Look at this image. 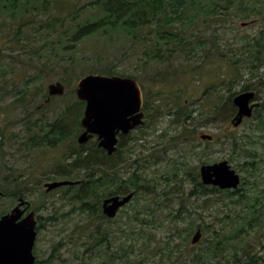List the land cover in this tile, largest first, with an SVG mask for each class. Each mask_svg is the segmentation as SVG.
<instances>
[{
  "label": "trees",
  "instance_id": "trees-1",
  "mask_svg": "<svg viewBox=\"0 0 264 264\" xmlns=\"http://www.w3.org/2000/svg\"><path fill=\"white\" fill-rule=\"evenodd\" d=\"M262 2L264 0H91L90 8L84 5L73 8V1L70 0H0V88L3 90L0 97H9L13 100L9 102L10 105L23 107L27 100L41 96L42 89L35 86V83L44 77L41 72L44 69L40 67L46 65L45 62L51 53H64L60 59L67 66L71 64L72 59L74 61L75 50L85 39L97 34L120 32L128 38L131 51L139 47V53L135 52L136 57L130 63L134 72L115 70L114 61L108 67L94 68L90 72L135 78L143 92V109L148 118L152 120L167 116L174 126H183L182 135L190 133L192 136L193 132L195 133V122L212 124L219 118L229 116L235 108L232 103L234 94H220V97L216 95V98L210 99L206 96L208 88H204L201 94H205V97L200 102L199 110L198 107H191L192 101L185 99L184 89L188 82L185 81L179 86V74L186 73L188 69L179 70L178 76L167 69L156 71V76L161 77V81L156 82L172 86L169 98L166 99L162 98L161 91L153 92L146 88L141 82L139 69L146 71L151 63L167 64L168 68L177 60L183 67V62L196 49L206 52L209 50V47H206L207 37L203 40L197 37L195 42L190 41L187 31L193 33L199 30L203 23H206V26L213 23L222 26L229 21L230 16L249 18L261 12L256 9V5H262ZM63 4L67 7H63ZM41 15L44 18H41ZM89 15L95 17L91 19L87 17ZM83 16L87 18L83 19ZM262 20L263 27L254 40L253 49L247 54L253 67H259L262 62V65L264 64V17ZM22 60H26L23 65L17 64ZM203 60L204 58L199 65L203 64ZM137 62L139 63L136 67H133V63ZM232 62L234 64L238 61ZM8 69L12 73L11 77H7L5 73ZM18 74H22L23 78L14 80V76H19ZM222 75L221 87L229 91L231 79L226 80ZM150 77L149 75V79ZM10 79L13 81L9 82ZM247 89L248 86H242L241 92ZM46 97L47 93L41 98L44 100ZM75 103L80 105L78 109L74 103L67 104L52 120L39 118L30 121L29 117L24 128L25 150L30 153L55 148L73 136L75 130H80L79 119L82 116L83 102ZM35 110L37 112L39 109L36 107ZM255 110L262 118L260 115L264 113V103ZM25 111L31 113L27 108ZM1 115L0 113V117ZM256 118L259 120L257 116ZM190 123L194 124L190 126ZM211 135L213 138L206 140L207 145L219 140L220 136ZM223 138L231 144L233 151H238L241 147V140L236 136L225 135ZM130 139L131 137H128V140ZM128 140L122 139L120 146L111 155L98 147L96 141L76 144L75 147H69L59 161L40 174L54 179L62 177L79 181L65 186L67 193L63 198L73 203L74 208L85 214L89 220H97L99 223L113 220L101 212V201L104 197L133 192L132 200H141V209L127 213V226H117V250L110 252L113 255L110 260L115 256L121 261L126 257L128 260V254L135 244L140 246L142 253L136 257L137 264H264L263 189L253 193L251 197L249 193L244 192L242 182L233 190L204 185L197 171L184 172V163H173L171 172L160 175V178L148 177L146 170L159 162L167 146L159 149L141 144L142 155L131 154L123 148V144ZM6 141L7 134L3 124H0V163L4 161L0 170H10L8 173L0 172V196L16 198L19 195L24 196L31 188V177L27 179L23 169H17L19 172L15 174L13 166H6ZM254 166L255 162L249 165L250 174L254 172ZM218 193L223 194L220 201L222 205L212 209L220 208L222 211H216L211 215L209 222H206L201 212H209L212 202L216 203L214 195ZM189 200L197 201L190 204L191 209L188 211L200 213L201 220L196 226L210 230L209 238L204 240L207 242L188 245L186 241L182 247V244L176 243L175 248L165 244L150 256V251L146 248L152 242L153 228H156L160 220L165 221V218H168L167 222L171 221V228H176L175 223L183 216L179 215L182 212L181 205L184 206ZM176 206L178 208L174 210ZM7 211L8 209H5L0 214ZM175 230L180 234L181 230L178 228L171 231V234ZM105 234L109 236L96 241V246L103 241L107 243L108 248L113 233L105 228L104 237ZM123 237L127 244H124ZM178 238L186 240L182 235Z\"/></svg>",
  "mask_w": 264,
  "mask_h": 264
},
{
  "label": "rangeland",
  "instance_id": "rangeland-1",
  "mask_svg": "<svg viewBox=\"0 0 264 264\" xmlns=\"http://www.w3.org/2000/svg\"><path fill=\"white\" fill-rule=\"evenodd\" d=\"M70 1H73V8L79 5L90 8L89 2L91 0ZM63 7L67 6L63 4ZM256 9L261 12L249 18H241L238 15L230 16L229 21L222 26L215 23L206 26V23H203V26L199 30L193 31V33L187 31L186 33L190 41L195 42L197 37L202 38V40L207 37L206 47H209L208 52L196 49L189 56L190 59L188 58L183 62V67L180 65L179 60L174 61L168 68L167 64L151 63L146 71L139 69L141 82L153 92L161 91L162 98L166 99L169 98L172 86L156 82L161 81V77L156 76V71L167 69L178 76L179 70L186 68L190 71L186 70V73L179 74L178 80L179 86H182L185 81L188 82V86L184 89V96L185 99L192 101L191 107H198L200 110V102L205 97V94H201L204 88H208L206 96L211 99L216 98V95L220 97V94L224 96H228L229 94L236 95L241 91L242 86H248L247 91L255 93L254 102L258 105L254 110L261 107L264 103V64L262 65V62L259 67H253L250 65L252 60L247 57L248 51L253 49L254 40L259 36L260 30L263 27L264 2H262V5H256ZM87 17H91L92 19L95 15ZM41 18H44V16L41 15ZM212 43L214 44L212 45ZM138 49L139 47H135V50L131 51L129 49L128 38L120 32L94 35L79 44L74 53L75 59L74 61L72 59L70 65L65 66L63 60L60 59L64 53L50 54L45 62L46 65L40 67L44 69L41 70L44 77L35 83V86L42 89L40 90L41 96L35 97L34 100H27L23 107L10 105L9 102L13 100L9 97H0V113L2 114L0 124H3L5 134H7V141L4 144L6 166H13L12 170H14L15 174L19 172L17 169H23L22 171L27 176V179L31 177L29 179V183L32 184L31 188H29L23 197L30 202V209L35 212L37 218L38 228L33 246V254L38 261L36 264L138 263L136 257L142 254L139 245L134 244L132 251L128 254V260H126V257L121 261L116 256L110 260V256H113L110 252L117 250V237L119 235L117 226H127L126 222L128 218L126 215L127 213H133L134 210L141 209L142 204L140 203V199L131 200L111 222L99 223L97 220H89L85 214H81L82 212L74 208L73 203L63 198L67 193L65 187L49 192L45 191V183L64 178L56 177L54 179L53 177L46 176V174L42 176L40 174L46 171L50 165L59 161L62 154L69 147H75L78 144L77 137L80 134V130H75L73 136L71 135L68 140L60 143L55 148L28 153L23 144L26 138L24 128L29 117L30 121L39 118H43L45 121L52 120L65 105L70 103L76 104L75 102L79 101L75 93L76 83L79 78L86 74H96L90 72L94 68L108 67L114 61L116 63L115 70L120 71L123 69L128 73L134 72V68H132L130 63L136 57L135 52L139 53ZM202 58H204L203 64L199 65ZM234 60L238 62L232 64ZM25 61L22 60V62H18L17 64L23 65ZM138 63H133V67H136ZM13 66L18 67V65L14 64ZM197 66L199 67L197 68ZM65 68L67 71H64ZM5 73L7 77L12 76L10 69ZM149 75L151 76L150 79ZM221 75L225 76L226 80L231 79L229 91L221 87ZM14 77V80H17L23 78V75L20 74ZM11 81L13 80L10 79L9 82ZM55 81H62L65 84V93L54 96L53 99L43 104L42 108L35 112L36 107L43 101L41 97L46 93L47 85ZM2 92L3 90L0 88V93ZM78 105H74L75 108L78 109L80 106ZM26 108L29 111L34 109L28 114L25 111ZM254 110L251 117L244 118L236 127L230 123L231 118L236 113V108H234L229 116L219 118L212 124L195 122V133L193 132L192 136L190 133L182 135L183 126H174L167 116H159L151 120L144 111L145 124L143 127L139 126L131 132V139L123 144V148H126L125 150L127 151L125 152L142 155L140 153L141 144L155 146L159 149L167 146L159 162L151 165L146 170L148 177L155 176L160 178V175H167L171 172L173 163H184V172L186 170L191 172L197 171L199 173L201 164L227 160L231 167L240 174L244 192L249 193V196H251L253 193L260 192L261 189L264 190V113L260 115L262 117L260 118L256 110ZM256 116L259 120H257ZM193 124L190 123V126ZM162 133L165 134L161 136ZM199 133H208L220 137L216 142L212 141V143L207 145L206 140L199 138ZM142 135L143 137L141 138ZM225 135L236 136L241 140V147L238 151L232 150L231 144L223 138ZM172 137L176 138L172 139ZM252 162H255V170L250 174L249 165ZM0 172L8 173L10 170L6 168L1 169ZM222 196L223 194L221 193L215 194L214 199L216 203L212 202L209 212H201V216L204 217L206 222H209L211 215L216 211H222L220 208L217 210L212 209L214 206L218 207L222 205L220 204ZM16 202L17 197L1 195L0 213L5 209L9 210L12 208ZM196 202L189 200L185 202L184 206L181 205L182 212L179 215L185 216H182L181 219L178 218L175 223L176 228L181 230L180 234L176 230L171 234V231L176 228L170 227L171 221L167 222L168 218L163 217L165 221L160 220L159 224H156V228H153L154 233L151 234L152 242L146 248L150 251V256H153V251L165 244L168 247L175 248L176 243L182 244V247L187 241L188 245H192L191 238L197 229H200L201 236L199 241L194 245L202 244V242L205 244L207 242L204 240L209 238L208 233L210 234V230H203L196 226L201 220V217H199L200 213L195 211L188 213L191 209L190 204H195ZM177 208L176 206L174 210ZM189 223L192 225L190 226ZM105 228H108L113 233V238L111 239V243L108 244V248L107 243L103 241H100V245L96 246L99 239H106L109 236V234H105V237L103 236ZM181 235L186 237V240L178 238ZM122 240H124V244H127V242L125 243V237Z\"/></svg>",
  "mask_w": 264,
  "mask_h": 264
},
{
  "label": "water",
  "instance_id": "water-1",
  "mask_svg": "<svg viewBox=\"0 0 264 264\" xmlns=\"http://www.w3.org/2000/svg\"><path fill=\"white\" fill-rule=\"evenodd\" d=\"M47 97L38 105L50 101L51 97L62 95L66 91L63 82L55 81L47 85ZM76 97L85 102L80 124L83 131L78 135L77 142L83 144L96 135L98 146L108 155L116 149L117 134H127L133 128L144 123L143 94L136 79L117 74L101 75L86 74L78 79L75 89ZM253 91L240 92L232 97L236 113L231 118L232 126H238L244 117H250L255 104ZM202 140H211L212 135L199 133ZM199 176L204 185L216 186L219 189H235L240 184V175L228 163L221 160L202 164ZM71 180H56L44 184L50 191L59 186L74 184ZM133 192L124 195H112L102 200V213L112 218L118 210L128 204ZM25 205L24 208H21ZM29 202L19 196L18 203L9 212L0 216V264H35L33 246L36 238V219L34 211L21 217ZM200 229H197L191 244L199 241Z\"/></svg>",
  "mask_w": 264,
  "mask_h": 264
},
{
  "label": "flooded vegetation",
  "instance_id": "flooded-vegetation-1",
  "mask_svg": "<svg viewBox=\"0 0 264 264\" xmlns=\"http://www.w3.org/2000/svg\"><path fill=\"white\" fill-rule=\"evenodd\" d=\"M81 131H82V130H81ZM133 131H134V130H131L128 134H126V135H124V136H122V134H119V135H118L117 147L120 146L122 139L127 138V140H128V137L131 136V132H133ZM90 140H92V141H96V142H97L96 136H93ZM27 212H28V209L25 211V213L22 214L21 217L25 216ZM1 215H2V214H0V216H1ZM36 226H37V219H36ZM36 226H35V228H36ZM36 231H37V230H36Z\"/></svg>",
  "mask_w": 264,
  "mask_h": 264
}]
</instances>
